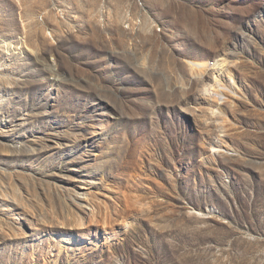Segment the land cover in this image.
<instances>
[{
    "label": "rangeland",
    "instance_id": "374dc122",
    "mask_svg": "<svg viewBox=\"0 0 264 264\" xmlns=\"http://www.w3.org/2000/svg\"><path fill=\"white\" fill-rule=\"evenodd\" d=\"M0 264H264V0H0Z\"/></svg>",
    "mask_w": 264,
    "mask_h": 264
},
{
    "label": "bare ground",
    "instance_id": "6f19581e",
    "mask_svg": "<svg viewBox=\"0 0 264 264\" xmlns=\"http://www.w3.org/2000/svg\"><path fill=\"white\" fill-rule=\"evenodd\" d=\"M222 67H223V65L222 66H220V67H217V73H218V75H217V78H221L222 77V75H223V73H222ZM208 89V88H207ZM206 89V90H207ZM209 90V89H208ZM207 92V91H206ZM210 92V91H209ZM212 93V92H211ZM208 101H209V99H208ZM217 112H212V114H216ZM208 119H205V121H207ZM81 148H79L77 151H78V153L79 152H81ZM80 154V153H79ZM78 201V200H77ZM85 218H87V214L85 213V212H76V214H75V216H74V219L72 220V224H74V227L76 228V227H80L81 225H82V223L84 222V220H85ZM61 236L63 237L62 239L64 240V241H69L70 240V238H68L69 237V234H67V232H63V233H61Z\"/></svg>",
    "mask_w": 264,
    "mask_h": 264
}]
</instances>
